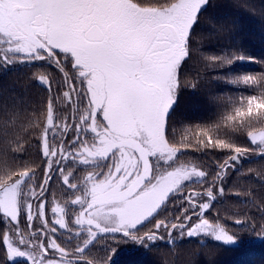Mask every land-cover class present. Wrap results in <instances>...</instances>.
<instances>
[{
    "label": "snow or ice",
    "instance_id": "obj_1",
    "mask_svg": "<svg viewBox=\"0 0 264 264\" xmlns=\"http://www.w3.org/2000/svg\"><path fill=\"white\" fill-rule=\"evenodd\" d=\"M209 2L0 0V69H34L44 90L0 105V264H115L120 243L177 237L243 242L210 213L229 192L255 197L226 185L249 154L264 158V59L202 52L193 74ZM201 72L226 88L210 115L177 122ZM250 227L264 239V223Z\"/></svg>",
    "mask_w": 264,
    "mask_h": 264
},
{
    "label": "trees",
    "instance_id": "obj_2",
    "mask_svg": "<svg viewBox=\"0 0 264 264\" xmlns=\"http://www.w3.org/2000/svg\"><path fill=\"white\" fill-rule=\"evenodd\" d=\"M193 44V61L190 62L193 74L201 70L202 52L207 55L236 49L257 60L264 59V0H210L207 10L200 17ZM245 68L258 70L259 65L246 63ZM34 71L24 66L0 69V105L10 106L14 102L29 105L42 97L44 90L32 78ZM201 76L197 89L188 88L181 93L174 117L177 122H195L210 115L212 97L226 88L223 83L205 76L203 72ZM36 151L35 147L29 148L26 159H35ZM237 167L239 173L230 175L226 188L241 191L251 189L255 197L236 196L229 192L214 205L210 215L218 214L230 234L241 237L243 242L239 247L211 240L200 241L198 238L179 239L175 246L158 241L151 250L131 243H120L113 255V258L117 255L115 264H264V239L253 233L250 227V218H255L257 225L264 223V213L258 210L264 201V158L249 154ZM235 219L244 222L236 224ZM4 260V254L0 251V262Z\"/></svg>",
    "mask_w": 264,
    "mask_h": 264
},
{
    "label": "rangeland",
    "instance_id": "obj_3",
    "mask_svg": "<svg viewBox=\"0 0 264 264\" xmlns=\"http://www.w3.org/2000/svg\"><path fill=\"white\" fill-rule=\"evenodd\" d=\"M185 238H187V237H185ZM194 238H198L200 241L211 240L210 238H207V237H194ZM176 239L179 240V237H177Z\"/></svg>",
    "mask_w": 264,
    "mask_h": 264
},
{
    "label": "water",
    "instance_id": "obj_4",
    "mask_svg": "<svg viewBox=\"0 0 264 264\" xmlns=\"http://www.w3.org/2000/svg\"><path fill=\"white\" fill-rule=\"evenodd\" d=\"M117 255L114 256L113 260L116 261Z\"/></svg>",
    "mask_w": 264,
    "mask_h": 264
}]
</instances>
